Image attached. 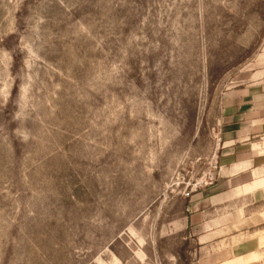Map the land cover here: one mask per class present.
<instances>
[{"label":"rangeland","instance_id":"obj_1","mask_svg":"<svg viewBox=\"0 0 264 264\" xmlns=\"http://www.w3.org/2000/svg\"><path fill=\"white\" fill-rule=\"evenodd\" d=\"M264 264V0H0V264Z\"/></svg>","mask_w":264,"mask_h":264},{"label":"crops","instance_id":"obj_2","mask_svg":"<svg viewBox=\"0 0 264 264\" xmlns=\"http://www.w3.org/2000/svg\"><path fill=\"white\" fill-rule=\"evenodd\" d=\"M257 255V253L254 252H248L242 256H238L236 258L221 262L219 264H253L256 261H252L251 259H249L252 255Z\"/></svg>","mask_w":264,"mask_h":264}]
</instances>
